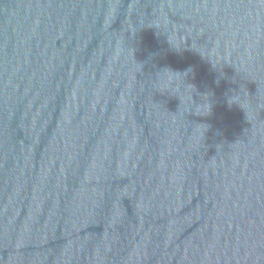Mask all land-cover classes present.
<instances>
[{
    "label": "water",
    "instance_id": "95a60500",
    "mask_svg": "<svg viewBox=\"0 0 264 264\" xmlns=\"http://www.w3.org/2000/svg\"><path fill=\"white\" fill-rule=\"evenodd\" d=\"M0 264H264V0H0Z\"/></svg>",
    "mask_w": 264,
    "mask_h": 264
}]
</instances>
